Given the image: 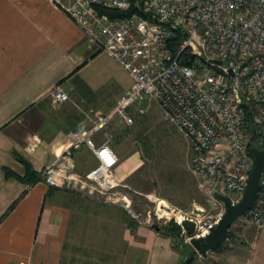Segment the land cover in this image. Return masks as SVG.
<instances>
[{
    "label": "built area",
    "instance_id": "obj_1",
    "mask_svg": "<svg viewBox=\"0 0 264 264\" xmlns=\"http://www.w3.org/2000/svg\"><path fill=\"white\" fill-rule=\"evenodd\" d=\"M53 1L130 73L133 84L105 116L85 111L86 118L67 133L68 145L45 166L44 180L60 189L89 188L122 205L139 225H154L152 211L140 219L120 190L126 185L116 175L119 157L110 130L116 118L134 123L130 105L145 112L153 101L189 140V169L209 203L180 208L154 194L149 199L157 204L155 216L180 225L186 243L209 235L227 211L219 195L237 204L246 191L253 136L264 150V0ZM52 93L58 101L67 97L59 86ZM99 131L101 144L95 140ZM83 144L97 162L81 174L74 152ZM241 217L264 226V169L257 199ZM185 220L194 223L193 233L182 225Z\"/></svg>",
    "mask_w": 264,
    "mask_h": 264
},
{
    "label": "crops",
    "instance_id": "obj_2",
    "mask_svg": "<svg viewBox=\"0 0 264 264\" xmlns=\"http://www.w3.org/2000/svg\"><path fill=\"white\" fill-rule=\"evenodd\" d=\"M84 84L94 94L81 92L83 105L88 96L104 93L113 97L110 108L131 88L133 78L114 57L96 48L55 1L0 0V264H62L77 193L57 189L44 178L28 183L7 177L5 167L25 175L21 157L43 174L78 123L76 110L67 104L57 116L44 117L43 101L58 85L70 90ZM138 109L130 105L127 110L134 114ZM121 122L125 125L122 118L116 119L110 130L115 135L111 147L119 157L116 175L124 180L137 159L127 155L121 160L116 144ZM95 140L103 142V131ZM74 158L75 171L81 174L97 162L85 144L75 150ZM248 228L251 241L242 263L264 264V226ZM128 231L134 246L144 250L143 264H181L172 236L145 224Z\"/></svg>",
    "mask_w": 264,
    "mask_h": 264
},
{
    "label": "rangeland",
    "instance_id": "obj_3",
    "mask_svg": "<svg viewBox=\"0 0 264 264\" xmlns=\"http://www.w3.org/2000/svg\"><path fill=\"white\" fill-rule=\"evenodd\" d=\"M95 46L99 48L96 44ZM58 86L67 94L64 101H58L57 97L53 96L52 92ZM58 86L54 87L48 99L43 101L44 117L57 116L61 106L67 104V108L76 110L78 126L86 118L85 111L98 119L117 104L116 101L110 108H106L111 105L110 98L113 97L103 93L88 96L86 105H83V96L80 93L85 91ZM147 102L152 104L148 112L147 105L145 112L138 109L136 113L130 114L134 118L131 126L122 122L118 124L121 126L119 132L123 130L116 141L121 160L127 155H135L138 160L134 171L127 178L118 179L126 185L120 187V190L130 199L133 211L141 213L140 219L144 220L151 210L155 224L160 227L155 229L161 230V227L175 222L157 219V204L151 201L149 196L158 195L180 208H190L195 203L209 207V203L199 191L197 178L189 169L193 155L189 140L163 117V112L156 102ZM74 128L75 126L72 127ZM88 162L91 167L94 159L90 158ZM66 191L77 193V202L62 264H143L144 250L134 246V240L128 234L127 215L137 221L128 210L118 203L105 202L100 194L89 188ZM251 225L253 224L240 217L230 228L231 236L223 247L210 251L206 256L200 254L192 244L183 241V244H186L184 264H189L187 262L191 257V264H244L242 261L251 241L247 231ZM152 227L154 228V225Z\"/></svg>",
    "mask_w": 264,
    "mask_h": 264
},
{
    "label": "water",
    "instance_id": "obj_4",
    "mask_svg": "<svg viewBox=\"0 0 264 264\" xmlns=\"http://www.w3.org/2000/svg\"><path fill=\"white\" fill-rule=\"evenodd\" d=\"M251 151L254 155V167L242 199L237 204H232L229 197L219 195L220 199L225 202L227 208L224 217L209 235L192 240V245L203 256H206L210 251H215L223 247L226 240L230 237V228L232 225L253 207L257 199L260 190V177L264 169V150L259 147H252ZM182 225L190 233H193L195 225L192 221L185 220ZM154 228L160 229L157 224H154Z\"/></svg>",
    "mask_w": 264,
    "mask_h": 264
},
{
    "label": "trees",
    "instance_id": "obj_5",
    "mask_svg": "<svg viewBox=\"0 0 264 264\" xmlns=\"http://www.w3.org/2000/svg\"><path fill=\"white\" fill-rule=\"evenodd\" d=\"M131 13H132V11L127 13V14H131ZM123 15H125V14H123ZM80 89L85 91V92H88L90 94H94V92L90 88H88L85 84L82 87H80ZM252 147H260L256 136H253L251 139L250 148H252ZM20 160H22L24 162V164L26 165V168H27L26 174L22 176V175L16 173L15 171L11 170L10 168L5 167V172H6L7 177H11V176L17 177L21 181L28 182V183H35V182L43 179L42 173L35 171L32 168V166L27 161L22 159L21 157H20ZM127 217H128L127 218V227L130 228L132 231H135L137 229V227L139 226V223L137 221H135V219L129 217L128 215H127ZM159 231H162L163 233H166V234L173 237L174 246L180 250V253L182 256L181 264H184V258L183 257L185 255L184 249L186 247L185 246L186 244H183L184 239L180 238L181 237L180 236L181 235L180 225H178L177 223H172L169 226L161 227V230H159ZM230 236H231V231H230ZM192 260H193V258L191 257L187 263L191 264ZM62 262H63V260H62Z\"/></svg>",
    "mask_w": 264,
    "mask_h": 264
}]
</instances>
